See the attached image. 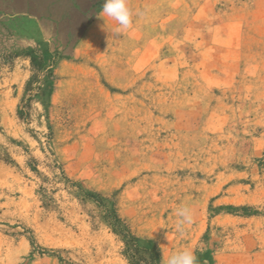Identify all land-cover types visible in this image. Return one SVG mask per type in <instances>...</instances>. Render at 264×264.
<instances>
[{
    "label": "rangeland",
    "instance_id": "rangeland-1",
    "mask_svg": "<svg viewBox=\"0 0 264 264\" xmlns=\"http://www.w3.org/2000/svg\"><path fill=\"white\" fill-rule=\"evenodd\" d=\"M103 2L0 0V264H264V0Z\"/></svg>",
    "mask_w": 264,
    "mask_h": 264
},
{
    "label": "clouds",
    "instance_id": "clouds-1",
    "mask_svg": "<svg viewBox=\"0 0 264 264\" xmlns=\"http://www.w3.org/2000/svg\"><path fill=\"white\" fill-rule=\"evenodd\" d=\"M102 12L109 18L115 20L119 27L115 34L120 35L132 27V10L128 7V0H104ZM178 231H183L185 225L193 222L192 211L188 207L177 210ZM166 264H197V258L192 250H183L171 255Z\"/></svg>",
    "mask_w": 264,
    "mask_h": 264
},
{
    "label": "trees",
    "instance_id": "trees-1",
    "mask_svg": "<svg viewBox=\"0 0 264 264\" xmlns=\"http://www.w3.org/2000/svg\"><path fill=\"white\" fill-rule=\"evenodd\" d=\"M35 53L29 52L28 57H30L32 64V74L34 71L38 70L40 73H43L46 68L42 65L40 58V62L37 66H35ZM51 63L54 64L55 60H51ZM36 67V69H35ZM232 211L236 212L238 210L247 211L244 215L251 216L255 215V211L250 208H231ZM112 220V226L114 227L113 232L121 238L122 243L124 244L123 254L125 259L128 261V264H161L159 250L158 249H146L141 250L138 245V240L135 238L130 231L125 227L122 221L117 217L113 216L110 218Z\"/></svg>",
    "mask_w": 264,
    "mask_h": 264
}]
</instances>
